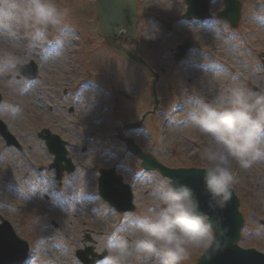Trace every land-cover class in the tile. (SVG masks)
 <instances>
[{"label": "rangeland", "instance_id": "rangeland-1", "mask_svg": "<svg viewBox=\"0 0 264 264\" xmlns=\"http://www.w3.org/2000/svg\"><path fill=\"white\" fill-rule=\"evenodd\" d=\"M137 1L138 35L119 43L159 74L155 110L154 76L105 45L95 34L98 24L86 20L94 14L93 0L57 1L70 9L65 34L62 26L52 37L23 23L14 35L0 30L6 64L0 69V118L22 147L7 146L0 134V214L30 244L23 264H83L76 251L92 245L102 253V242L114 233L131 244L135 235L126 231L128 218L142 217L152 187L170 180L157 170L146 171L125 138L169 167H203L200 153L211 141L191 124L194 108L217 103L233 85L264 89V0H239L242 16L235 29L219 18L223 0L212 1L211 16L201 23L183 18L185 0ZM165 22L173 26L171 32ZM185 39L194 47L176 61V48ZM31 60L40 74L33 81L16 69ZM144 114L140 128H124ZM42 128L69 142L76 169L61 181L50 168L54 155L39 137ZM112 167L131 186L135 210L119 212L100 196V169ZM234 175L245 217L239 244L264 252V162L249 169L234 165ZM203 251L193 250L185 264H196Z\"/></svg>", "mask_w": 264, "mask_h": 264}, {"label": "clouds", "instance_id": "clouds-1", "mask_svg": "<svg viewBox=\"0 0 264 264\" xmlns=\"http://www.w3.org/2000/svg\"><path fill=\"white\" fill-rule=\"evenodd\" d=\"M69 15L70 9L57 0H0V30L9 35L20 23L33 29L59 28ZM6 63L11 65L12 58ZM191 124L210 138L200 153L203 184L209 207L223 208L233 195L234 165L249 169L264 162V89L233 85L217 103L196 106ZM150 197L147 212L127 220L126 231L135 235L134 241L130 244L117 233L108 236L102 242L106 255L97 264H185L193 250L219 247L215 224L190 185L161 181Z\"/></svg>", "mask_w": 264, "mask_h": 264}, {"label": "water", "instance_id": "water-1", "mask_svg": "<svg viewBox=\"0 0 264 264\" xmlns=\"http://www.w3.org/2000/svg\"><path fill=\"white\" fill-rule=\"evenodd\" d=\"M186 1L188 7L183 15L184 18L189 20L193 18L205 19L210 16L209 9L212 0ZM224 1L225 7L219 16L227 19L232 27H236L241 18L242 2L239 0ZM97 7L99 30L106 36L108 42L110 38L114 40L124 36L125 38H135L138 20L135 0H97ZM166 28L171 29L169 24L166 25ZM111 45L132 60L144 62L142 58L133 55L123 45L117 46L114 43H111ZM190 45L191 42L189 40L179 45L175 59L180 60ZM2 65L0 58V67ZM17 68L29 79L38 76V68L34 62H30L27 65H17ZM258 89L255 88V90ZM154 93L156 94L155 88ZM1 100L0 94V102ZM140 125L141 123H129L125 127L132 128ZM0 133L5 138L8 146L21 147L17 138L10 132L7 124L1 118ZM39 136L46 140L49 151L55 155L54 162L50 167L57 170V179L61 180L65 171L68 173L73 172L76 166L72 158L68 156L66 146L68 142L47 128H43ZM125 140L128 149L142 159V166L145 169H156L163 176L169 177L171 182L190 185L194 190L195 196L200 201L201 210L209 214L214 222L215 235L219 247L217 248L214 245L205 250L198 259L197 264H264L263 252L254 248H244L238 244L244 217L239 210L240 200L234 189L232 198L225 207H209L210 198L203 184V168L169 167L160 162L151 153L143 151L133 138H126ZM99 188L101 195L119 211L135 209L130 185L124 182L123 177L118 175L114 168H103L100 170ZM0 218L2 219L0 222V264H22L29 254L30 245L26 239L17 234L12 224L3 218L1 214ZM86 237L90 239L89 235H86ZM77 254L85 264H96L106 255V252L97 254L93 251V246L90 245L86 249L78 250ZM89 254H93V258H89Z\"/></svg>", "mask_w": 264, "mask_h": 264}, {"label": "flooded vegetation", "instance_id": "flooded-vegetation-1", "mask_svg": "<svg viewBox=\"0 0 264 264\" xmlns=\"http://www.w3.org/2000/svg\"><path fill=\"white\" fill-rule=\"evenodd\" d=\"M58 1V0H57ZM93 3H94V14H92V16H91V19H89L88 17H85L86 18V20H88V21H90V22H92V23H97L98 24V20H97V14H96V1L95 0H93ZM138 9H139V4H138ZM141 12H140V10H139V16L141 17ZM139 17V18H140ZM67 23H64L63 25H62V28H61V30H60V32L62 33V34H65L66 32H67V25H66ZM34 30H37V29H33V31ZM40 30H45L48 34H50L52 37H54V36H56V32H57V28L56 29H52V28H49V29H40ZM38 31V30H37ZM45 32V33H46ZM46 33V34H47ZM95 34L96 35H98L99 33H98V30L95 32ZM4 39V38H3ZM2 39V41L1 42H4V40ZM62 39V37L60 38V40L58 41L59 43H61V40ZM49 41V40H48ZM53 42V41H52ZM54 43V45L56 46L57 45V43L56 42H53ZM144 67H145V65H143ZM6 67V64H4L3 65V67L1 68V69H3V68H5ZM146 68V67H145Z\"/></svg>", "mask_w": 264, "mask_h": 264}, {"label": "bare ground", "instance_id": "bare-ground-1", "mask_svg": "<svg viewBox=\"0 0 264 264\" xmlns=\"http://www.w3.org/2000/svg\"><path fill=\"white\" fill-rule=\"evenodd\" d=\"M65 48V47H64Z\"/></svg>", "mask_w": 264, "mask_h": 264}]
</instances>
